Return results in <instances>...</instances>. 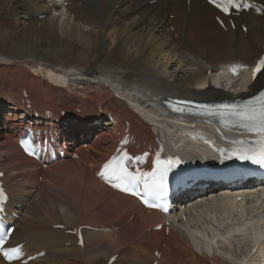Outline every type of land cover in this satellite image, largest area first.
Returning a JSON list of instances; mask_svg holds the SVG:
<instances>
[{
	"label": "bare ground",
	"instance_id": "bare-ground-1",
	"mask_svg": "<svg viewBox=\"0 0 264 264\" xmlns=\"http://www.w3.org/2000/svg\"><path fill=\"white\" fill-rule=\"evenodd\" d=\"M66 1L63 6L64 0H0V108L8 110L0 114V179L9 192L7 206L20 215L10 244L23 242L25 255L45 252L25 264H106L113 254L111 264L155 259L156 264H264V239L249 234L254 216L264 210L263 200L245 203L243 194L236 202L221 195L223 202L202 204L200 214L184 205L186 221L169 215L166 232L158 211L94 176L115 145L110 136L125 120L139 140L164 130L182 133L163 114L161 102L168 96L233 99L263 85L264 68L253 82L226 71L221 75L220 69L242 68L264 51V14L242 12L233 17L232 28L223 16L219 26L214 19L219 13L204 0ZM23 90L39 115L44 108L54 115L34 117ZM76 108L78 121L61 128L60 111ZM31 121L54 126L62 138L73 140L78 157L66 151L64 160L41 168L22 154L12 136ZM66 145L73 147L71 141ZM94 147L98 151H91ZM207 190L217 188L210 184ZM199 194L202 198L205 192ZM27 205L31 215L20 212ZM158 223L162 228L153 230ZM79 225L93 227L82 229V246L66 233ZM192 228L202 237L207 229L214 231L223 241H214L216 248H206L207 253L201 246L194 249ZM221 228H228L225 235ZM0 264L20 263L0 259Z\"/></svg>",
	"mask_w": 264,
	"mask_h": 264
},
{
	"label": "snow or ice",
	"instance_id": "snow-or-ice-1",
	"mask_svg": "<svg viewBox=\"0 0 264 264\" xmlns=\"http://www.w3.org/2000/svg\"><path fill=\"white\" fill-rule=\"evenodd\" d=\"M208 3L225 14H229L230 10L232 9L239 10L243 7L245 10H247L250 7H254V5L248 3V0H208ZM256 10L261 11L262 9ZM261 68H264V58H262L253 69V77H255L256 73L260 71ZM257 104L260 105L258 114L257 109L253 107ZM174 110L182 111V109L180 108H176ZM234 115H236L241 122H252L251 126H249V130L255 129L258 130L262 135H264V92H261L259 96L248 101L246 105H243L238 110L234 109ZM242 126L248 125L242 124ZM244 158L252 159L254 163L264 164V143L261 144L258 157L244 156ZM126 159H129L127 154H125L124 157L120 159L113 158L104 165L105 170L111 173V179L118 182L114 184V186L120 188L121 191H131L129 185H134L137 182V174L129 172L127 167L124 165V160ZM163 178V174H161L159 183H154L152 186H148L151 188L153 193H163L165 188V185L163 184ZM132 194L135 195V192H133ZM3 198L4 194L2 191H0V199ZM2 243L3 239L0 238V244ZM18 254L19 249L17 248L0 250V255H2L7 260L13 259Z\"/></svg>",
	"mask_w": 264,
	"mask_h": 264
},
{
	"label": "rangeland",
	"instance_id": "rangeland-1",
	"mask_svg": "<svg viewBox=\"0 0 264 264\" xmlns=\"http://www.w3.org/2000/svg\"><path fill=\"white\" fill-rule=\"evenodd\" d=\"M0 104H1V103H0ZM0 110H1V108H0ZM6 111H7V109H3V110L1 111V113H0L1 116H3V114H4ZM3 112H4V113H3ZM28 208L30 209L31 207H28ZM29 209H28V210H29ZM24 213H26V214H30V215H31L30 210H29L28 212L25 211ZM30 215H29V216H30ZM235 252L239 253L238 250H236Z\"/></svg>",
	"mask_w": 264,
	"mask_h": 264
}]
</instances>
